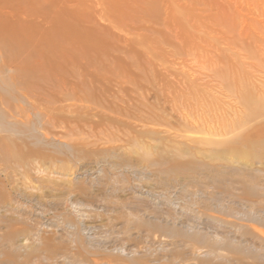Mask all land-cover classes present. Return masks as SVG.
Returning a JSON list of instances; mask_svg holds the SVG:
<instances>
[{
  "label": "rangeland",
  "instance_id": "1",
  "mask_svg": "<svg viewBox=\"0 0 264 264\" xmlns=\"http://www.w3.org/2000/svg\"><path fill=\"white\" fill-rule=\"evenodd\" d=\"M243 88L264 100V0H0V150L56 164L0 170V234L87 264H264V144L243 168L196 133L236 123Z\"/></svg>",
  "mask_w": 264,
  "mask_h": 264
},
{
  "label": "bare ground",
  "instance_id": "2",
  "mask_svg": "<svg viewBox=\"0 0 264 264\" xmlns=\"http://www.w3.org/2000/svg\"><path fill=\"white\" fill-rule=\"evenodd\" d=\"M238 86L243 87L242 84L235 83V87L239 88ZM241 90H242L241 94L243 92L244 93L240 95L239 100L242 104L243 111H242V117L238 118V120L235 121L236 123L230 124L221 130L218 129L214 130L213 128L211 129L201 126L196 129V133L205 134V132L207 131L213 132L214 137L216 139L213 140L202 139L201 145L209 148L214 158H216L217 160L225 161L228 164H238L241 165V167L243 168H247L253 165L252 161L255 157H257L256 156L257 149L261 148V146L264 144V140L257 141L259 139V135H260L259 133L264 131V129L262 130L263 126L259 124L260 123L259 121L262 118H264V100L263 99L260 100L258 98H255L251 94H247V92L244 91L245 90L244 88ZM23 126L27 127L24 124ZM23 148L24 149L16 150V152H12V150L10 149L5 150L1 148L0 150L1 172L5 173L6 171L11 170L12 172L11 174L13 173L15 174L20 169V171L22 170L20 176H22V179L25 181H28L30 179L29 172H34L36 170L41 174L44 173L51 174L56 172L55 170L52 169V166L55 167L56 164H54L52 160H49L50 163L49 162L48 163L50 165H47L46 160L48 156L43 154V152L39 150V147L29 148L28 146L25 145V147ZM34 163L35 165H33ZM259 165L264 166L263 163H259ZM257 171L261 172L262 169H258ZM241 180L239 181V184L240 182L245 183L244 179H243L244 181ZM10 183L14 184L15 182H10ZM21 185L24 188L27 189L30 188L29 186L30 184H27V182H22ZM42 187L43 186L41 185L39 187H35V189H39V191H41L40 189ZM242 188L244 187L242 186ZM252 195L256 197L254 194ZM259 196L260 198L262 197L261 194ZM256 205L255 207H257L258 211L263 210L261 207L262 205L261 206L260 204L259 206ZM254 210L257 211L254 208L253 212L251 211L252 213H250V215L246 217L245 220L249 223L257 224V221H260L261 218H257V216L255 215L256 212H254ZM260 223L263 226L264 221L263 222L261 221ZM14 227L15 225H8L6 226L7 231L0 234V246L5 245V249L0 251V264H47V263L57 264L58 262L59 263L63 262L62 264H87L83 259H80V257L72 256L71 258H69L64 251L63 253L58 254L56 249L53 248L55 246L53 247L50 246L47 239L44 238L39 239L38 240L39 244H37V242L31 243L27 229L24 228L15 229ZM260 239L262 238L259 237V240ZM261 243L259 244L258 248H253V249L254 250L257 249V251L264 252V245H261ZM61 249L65 250L64 248ZM255 253L256 255L254 256H256L255 257L256 259L255 258L254 259L257 260L258 252H256L255 250L254 254ZM138 264H140V262Z\"/></svg>",
  "mask_w": 264,
  "mask_h": 264
}]
</instances>
